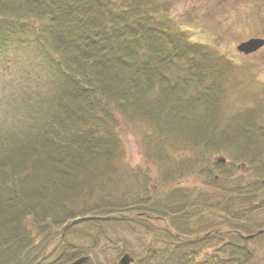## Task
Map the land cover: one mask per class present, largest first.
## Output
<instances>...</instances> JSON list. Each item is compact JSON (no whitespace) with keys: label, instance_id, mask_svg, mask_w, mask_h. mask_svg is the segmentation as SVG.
I'll list each match as a JSON object with an SVG mask.
<instances>
[{"label":"trees","instance_id":"obj_1","mask_svg":"<svg viewBox=\"0 0 264 264\" xmlns=\"http://www.w3.org/2000/svg\"><path fill=\"white\" fill-rule=\"evenodd\" d=\"M167 9L170 5L162 0H0V44L6 43L8 34L19 45L29 33L47 47L49 61L56 60L55 52L62 55L61 63L55 61V88L45 98L46 105L40 103L39 112L31 113L29 125L0 136V206L6 211L4 226L11 230L0 236V264H27V250L42 234L44 242L53 232L63 238L77 223L118 221L126 206L123 186L117 188L124 174L120 176L116 157L123 150L116 129L103 117L112 115L109 102H119L135 114L129 116L144 118L157 128L147 138L156 142L157 158L168 159V145H176L169 137L170 126L190 115L188 103L186 109L181 105L184 94L178 95L180 88L168 82V65L173 66L169 62L187 57L189 67L184 71L197 79L211 47L192 41ZM46 40L53 46L48 47ZM128 100L131 105L124 107ZM84 106L86 110H81ZM249 128L256 139H249L247 149L244 145L237 154L259 174L264 172L260 158L264 127ZM195 140V159L189 161L193 165L200 164V145L218 146L212 144L210 131ZM238 168L235 165L234 171ZM202 171L210 178V189L204 185L177 189L186 200L168 207L170 224L179 232H168V264H247L251 253L246 241L264 235V225L252 219L254 210L264 207V176L225 187L211 177L208 166ZM258 196L261 201H256ZM142 204L144 200L138 198L128 206ZM207 211L218 220L203 219ZM195 218L203 220L196 228L189 226ZM214 243L221 245L210 251ZM43 246L42 251L47 243ZM79 253L74 246L66 260ZM148 258L144 255L142 261Z\"/></svg>","mask_w":264,"mask_h":264},{"label":"rangeland","instance_id":"obj_2","mask_svg":"<svg viewBox=\"0 0 264 264\" xmlns=\"http://www.w3.org/2000/svg\"><path fill=\"white\" fill-rule=\"evenodd\" d=\"M162 1L167 7L170 5L167 14L192 41L211 47L208 57L203 58L204 72L197 79L190 78L184 71L189 67L184 60L187 57L180 56L179 63L174 60L169 62L173 66L168 65V82L180 88L178 95L184 94L182 108L190 106L187 110L190 115L187 117L186 114L185 118L170 126L173 133L170 132L169 137L176 145H168V159L157 158L154 149L157 144L147 138L148 133L157 128L149 126L144 118L131 117L135 114L125 111L119 102H109L112 115L108 113V117H103L116 129L121 138L119 147L123 150L116 157L120 161V176L124 174L122 180L117 181V188L123 186L120 191L126 204L123 213L119 217L112 216L118 221L114 218L95 225L77 223L66 231L63 238L53 232L50 239L43 242L45 234L40 235L39 242L30 244L27 250L26 257L30 258L27 264H67L73 260H66V257L73 253L74 246L80 252L74 260L82 255L90 256L84 264H120L125 253L134 257L132 264H168L165 254L168 232L179 234L170 224L172 219L168 207L186 200L182 194L175 192L177 189L192 190L193 185L198 188L204 185L205 190L210 189L207 184L210 178L208 180L202 171L204 166L211 169L212 178L217 175L215 179L219 186L230 187L235 181L246 183L251 178L264 176V172L258 174L254 167L243 164L247 159L237 154L249 143V139H256L247 131L249 129L254 134L249 126L264 127V48L249 54L237 49L239 43L250 37H264V9L261 8L264 3L261 0L248 3L236 0V6L230 8L228 4H232L233 0ZM5 35L6 43L0 44L4 45L0 51V136L3 133L13 134L20 126L29 125L31 113L39 112L40 103L46 105L45 98L55 88V61L61 63L62 60V55L55 52L56 60L49 61L45 51L47 47L44 48L29 33L20 38L19 45L13 43L12 36ZM49 45L53 46L51 42ZM191 59L195 62L200 60L194 56ZM137 85L140 90L141 86ZM171 89L172 86H169L168 93ZM129 101H123V106L129 107ZM81 110H86V106ZM208 131L213 132L212 144L219 147L205 148L200 145V164L193 165L189 161L195 159V139L202 138ZM188 135L190 141H187ZM244 149H247L246 145ZM218 157H224L226 162L219 163ZM260 158L264 161V149ZM238 164L239 168L234 171ZM242 164L245 166L242 167ZM172 192L175 193L173 197L170 196ZM138 198L145 204L133 208L128 206L136 203ZM256 201H261L259 196ZM150 204L157 209L150 210L147 206ZM5 214L4 207L0 206V236L11 231L4 226ZM215 215L207 211L203 219L216 221L218 217ZM252 219L260 220V224L264 225L263 206L254 210ZM199 222L203 220L195 218L191 225L187 223L196 228ZM45 243L47 246L42 251ZM239 243L243 244L242 241ZM246 244L251 253L247 264H264V235L251 238ZM220 245L214 243L208 249L214 251ZM148 254V260L143 262L142 257ZM237 259L238 262L243 261L241 257Z\"/></svg>","mask_w":264,"mask_h":264},{"label":"water","instance_id":"obj_3","mask_svg":"<svg viewBox=\"0 0 264 264\" xmlns=\"http://www.w3.org/2000/svg\"><path fill=\"white\" fill-rule=\"evenodd\" d=\"M263 44H264L263 38L252 37V38H249V39L239 43L237 46V49L244 54H249V53L257 51L259 48H261L263 46ZM217 161L225 162L226 159L224 157H218ZM250 236H253V235H250ZM88 259H89V256L85 255V256H81V257L77 258L76 260L69 262L67 264H84ZM133 261H134V258L129 253H125L121 257L119 263L120 264H130Z\"/></svg>","mask_w":264,"mask_h":264},{"label":"flooded vegetation","instance_id":"obj_4","mask_svg":"<svg viewBox=\"0 0 264 264\" xmlns=\"http://www.w3.org/2000/svg\"><path fill=\"white\" fill-rule=\"evenodd\" d=\"M243 1V0H242ZM252 0H245V2L246 3H248V2H251ZM236 0H233V2H232V4H231V2H230V4H228L229 5V7L231 8V7H234V6H236ZM256 2V1H255ZM261 2H263L264 3V0H261ZM263 7V9H264V6H261V8ZM232 9H234V8H232ZM264 18V17H263ZM255 37H257V36H255ZM250 38H252V37H250ZM259 38H263L264 39V37H259ZM261 48H264V44H263V46L261 47ZM260 48V49H261ZM255 52H257V51H255ZM253 53V52H252Z\"/></svg>","mask_w":264,"mask_h":264}]
</instances>
